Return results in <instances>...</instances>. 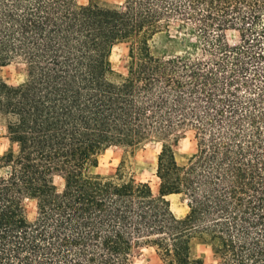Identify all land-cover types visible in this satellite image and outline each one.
Returning <instances> with one entry per match:
<instances>
[{
	"label": "trees",
	"instance_id": "16d2710c",
	"mask_svg": "<svg viewBox=\"0 0 264 264\" xmlns=\"http://www.w3.org/2000/svg\"><path fill=\"white\" fill-rule=\"evenodd\" d=\"M120 1L0 0V124L16 145L0 154V264H133L141 247L206 264L197 238L217 264H264V0ZM159 33L179 48L155 54ZM122 42L126 75L111 63ZM17 60L29 79L14 86L2 70ZM179 129L197 142L186 163ZM150 141L157 194L126 157L97 172L110 146Z\"/></svg>",
	"mask_w": 264,
	"mask_h": 264
},
{
	"label": "rangeland",
	"instance_id": "374dc122",
	"mask_svg": "<svg viewBox=\"0 0 264 264\" xmlns=\"http://www.w3.org/2000/svg\"><path fill=\"white\" fill-rule=\"evenodd\" d=\"M102 3H120V0H98ZM80 3H88L89 0H79ZM176 33L175 29L172 31ZM229 41L234 44L238 41V33L234 30L227 31ZM151 46L155 54L161 55L173 52L179 48L178 41L169 40L165 33H159L151 41ZM131 62L130 43L122 42L116 44L112 48L111 63L113 68L119 73L126 75ZM5 80L14 86L25 84L29 79V68L23 61H14L2 70ZM16 147L7 136V128L0 124V154ZM197 142L195 134L192 130L179 129L175 134L176 157L180 163H186L192 153L195 152ZM161 151V143L158 141H150L141 148H128L122 146H110L100 156L99 167L97 172L103 175H115L118 167L124 157L128 158L130 171L138 180L147 181L151 184L154 193L159 192L160 179L156 174L158 155ZM130 173L127 174V178ZM55 182L59 188L63 187V179L60 176L55 177ZM173 211L178 216H184L189 211L188 199L183 194H172L169 196ZM26 205L30 218L36 216V203L34 200L27 199ZM195 248L201 255L206 264H217L218 260L215 253L203 238L195 240ZM133 264H163L161 257L153 247H141L133 253Z\"/></svg>",
	"mask_w": 264,
	"mask_h": 264
}]
</instances>
